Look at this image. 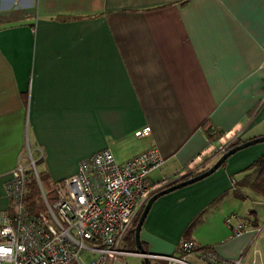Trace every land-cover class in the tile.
Segmentation results:
<instances>
[{"label": "crops", "instance_id": "0c3cea01", "mask_svg": "<svg viewBox=\"0 0 264 264\" xmlns=\"http://www.w3.org/2000/svg\"><path fill=\"white\" fill-rule=\"evenodd\" d=\"M145 126L150 137L136 138ZM261 136L264 0H0V214L11 211L4 186L26 143L53 185L101 150L122 163L152 146L164 163L149 181L178 183L221 143ZM262 153L264 142L245 147L158 198L142 225L145 251L178 258L194 221L197 248L264 264V186L253 192L259 173L245 169ZM229 214L244 225L238 236Z\"/></svg>", "mask_w": 264, "mask_h": 264}, {"label": "built area", "instance_id": "2783aa9c", "mask_svg": "<svg viewBox=\"0 0 264 264\" xmlns=\"http://www.w3.org/2000/svg\"><path fill=\"white\" fill-rule=\"evenodd\" d=\"M150 134L145 126L134 136L149 138ZM231 140L221 143L218 152L224 153ZM163 163L154 146L122 163L108 149L96 152L80 161L74 176L56 183L53 204L47 203L41 190L45 210L33 216L24 202L27 173L32 172L38 183L39 178L27 148L4 186L11 211L0 214V249L4 250L0 264H113L117 257L128 255L147 257L153 264H184L183 258L120 249L138 211L153 194L173 183L165 177L157 183L149 181ZM234 216L227 215L224 224L232 236H238L244 225ZM179 248L184 256L195 255L204 264H239L211 251L197 252L192 241H181ZM85 255L92 259L85 261Z\"/></svg>", "mask_w": 264, "mask_h": 264}, {"label": "trees", "instance_id": "16d2710c", "mask_svg": "<svg viewBox=\"0 0 264 264\" xmlns=\"http://www.w3.org/2000/svg\"><path fill=\"white\" fill-rule=\"evenodd\" d=\"M203 129H204L206 136L210 140V142H213L217 138V133L209 125L203 126ZM244 141H247V140L245 138L244 139H240V138L232 139L230 142L226 143V149H225L224 153L227 152L229 149H231L233 146L235 147ZM224 153H222V154L219 153L218 152V146H216V148L212 152L213 157L210 160V162L204 163L201 170L189 173L188 175L183 176L180 180L185 181L189 178H192V177L206 171L211 166H213V164ZM228 158H229V156H228ZM33 160H34V158H33ZM226 160H225V162H226ZM225 162L219 167V169L223 168L225 166ZM245 169H247V170L253 169L257 173L260 174L261 171L264 169V153H262L260 156H258L249 166L245 167ZM37 174H38V178H39V183L37 182V180H36L35 176L32 174V172H28L27 178H26V184H25V195H24L25 207H26V210L28 211V213L30 215H33V216L37 215L38 213L43 212L45 210V204H44L43 199L41 197V194H42L41 190H42V192L46 198V201L49 205L53 204L54 201L56 200V193H55V185L56 184H54V185L51 184L50 181L46 177L41 175V173H37ZM259 174L256 175V177L253 179V182L250 184L251 190L253 192H258V190L260 191L261 187L264 186V181L259 178V177H261V176H259ZM174 184L175 183H172L171 185L166 186V187H170ZM193 184H195V183H193ZM193 184H191V185H193ZM43 186L47 189L48 193H46L43 190ZM262 192H264V190ZM232 194L235 195L236 198L242 199L240 194L235 193V191L232 192ZM144 206L138 211V213L134 219V222L132 224V227L130 228L126 238L124 239V241L122 243L121 247H122L123 251L129 252V253H138L137 245H136L135 238H134V228H135V226L139 220V217L143 211ZM249 214H253V212H249ZM193 224H194V221L185 228L183 235H182V238L184 240H182V241H188L187 237L192 231ZM252 225L254 226V223ZM141 231H142V228H141ZM141 246L144 249L143 242H141ZM177 250L180 254V256L178 258H182L184 256V254L181 253L179 246L177 247ZM144 251H145V249H144ZM196 251L197 252L198 251H211V249L208 247H200V248H197ZM145 253L148 254L146 251H145ZM149 264H153V261L149 260ZM157 264H163V263L159 262Z\"/></svg>", "mask_w": 264, "mask_h": 264}, {"label": "water", "instance_id": "95a60500", "mask_svg": "<svg viewBox=\"0 0 264 264\" xmlns=\"http://www.w3.org/2000/svg\"><path fill=\"white\" fill-rule=\"evenodd\" d=\"M264 142V136L261 137H256L254 139H250L247 141H244L242 143H240L237 146H233L231 149H229L227 152H225L214 164L213 166H211L209 169H207L206 171L202 172L201 174H198L192 178H189L185 181H181L178 183H175L174 185L170 186V187H165L161 190H159L158 192H156L155 194H153L150 199L147 201V203L145 204L143 211L139 217V220L134 228V238H135V242L137 245V251H138V255H145V251L141 246V242H140V232H141V228L142 225L144 223V220L152 206V204L161 196L166 195L168 193H171L175 190L181 189L183 187H186L188 185H191L193 183H196L198 181H201L203 179H205L206 177L210 176L211 174H213L217 169H219V167L225 162V160L228 158V156L232 155L233 153H236L242 149H244L245 147H250L255 145L256 143H262ZM143 264H149V259L147 257H143L142 258Z\"/></svg>", "mask_w": 264, "mask_h": 264}, {"label": "rangeland", "instance_id": "374dc122", "mask_svg": "<svg viewBox=\"0 0 264 264\" xmlns=\"http://www.w3.org/2000/svg\"><path fill=\"white\" fill-rule=\"evenodd\" d=\"M26 147L30 150V147H29V145L27 143H26V146H25V150L27 149ZM43 190L46 193H48L47 189L44 186H43ZM41 197H42V194H41ZM258 223H260V222H258ZM141 235H143L142 231L140 232V242H142L141 241L142 240L141 239L142 238ZM120 249L123 251L122 247ZM91 259H92V257L90 255H85L84 256V260L85 261H89ZM185 261L188 264H197L191 258H188ZM113 264H143V261H142V258H140V257L134 256V255H128V256H119V257H117L116 261Z\"/></svg>", "mask_w": 264, "mask_h": 264}, {"label": "clouds", "instance_id": "9594fccd", "mask_svg": "<svg viewBox=\"0 0 264 264\" xmlns=\"http://www.w3.org/2000/svg\"><path fill=\"white\" fill-rule=\"evenodd\" d=\"M4 252V250L3 249H0V253H3Z\"/></svg>", "mask_w": 264, "mask_h": 264}]
</instances>
